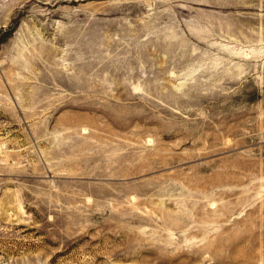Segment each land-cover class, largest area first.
Wrapping results in <instances>:
<instances>
[{"label": "rangeland", "instance_id": "374dc122", "mask_svg": "<svg viewBox=\"0 0 264 264\" xmlns=\"http://www.w3.org/2000/svg\"><path fill=\"white\" fill-rule=\"evenodd\" d=\"M0 264H264V0H0Z\"/></svg>", "mask_w": 264, "mask_h": 264}]
</instances>
